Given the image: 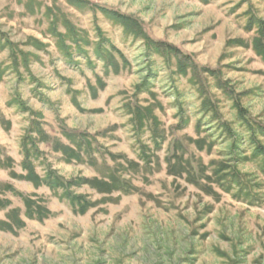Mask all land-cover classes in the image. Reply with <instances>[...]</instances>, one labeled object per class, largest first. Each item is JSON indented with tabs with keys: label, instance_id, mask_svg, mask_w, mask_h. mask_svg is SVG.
<instances>
[{
	"label": "rangeland",
	"instance_id": "374dc122",
	"mask_svg": "<svg viewBox=\"0 0 264 264\" xmlns=\"http://www.w3.org/2000/svg\"><path fill=\"white\" fill-rule=\"evenodd\" d=\"M86 1L76 8L67 0H0V198L9 201L0 221L16 208L25 222L0 229V264H264V153L252 137L264 146V60L253 48L264 0ZM102 8L132 16L152 38L214 73L177 74L174 58L149 55ZM98 29L114 47L119 73L95 55ZM133 106L158 117L157 145L155 126L139 129ZM33 122L46 133H31L38 175L115 174L127 189L74 186L93 204L80 213L62 190L26 179L22 142ZM4 184L46 208L44 218H30L22 197Z\"/></svg>",
	"mask_w": 264,
	"mask_h": 264
},
{
	"label": "trees",
	"instance_id": "16d2710c",
	"mask_svg": "<svg viewBox=\"0 0 264 264\" xmlns=\"http://www.w3.org/2000/svg\"><path fill=\"white\" fill-rule=\"evenodd\" d=\"M67 1L69 4H71L72 6L76 8H81L85 5L90 4L86 0H67ZM102 12L113 22L120 25L123 28L124 33L127 36H132L137 39L138 38L142 39L145 42L147 51L149 50L148 52L149 55L151 56L161 55L163 57L174 58L176 60V65H177V72H176L177 74L183 75L184 77H186L189 75V71L192 70V73H193L192 76L197 78L203 72L211 73V74L214 73V71L209 69L208 67H200L198 64H196V62L193 60L191 55L186 54L185 52L175 47L174 45H171V44H168L162 41H158L152 38L143 29L141 23H139L138 20H136L132 16H129V15H126V14H123V13H120L114 10H108L106 8H102ZM258 21H259L258 22L259 23L258 37H256L253 41V48H254V51L264 60V20H258ZM53 22H54V25H52V27H53L55 37H57V39L62 43L65 41V38H64L65 36L57 30L58 29V26L56 23L57 20ZM69 32H71L74 36V32L71 30V27H69ZM98 33H99L98 35L100 36L99 37L100 41L95 44V55L97 56V58H99L106 64L105 68L107 70L109 71L112 70L115 73H119L121 70V65L119 64V62H117L114 56L110 55V53H112L111 50L114 47L112 46L111 43L109 47V43L105 42L106 39L104 38L102 32L99 29H98ZM73 40L75 41L77 49H83V46L78 43V40L76 38H74ZM61 48L65 49L64 53L66 56L68 57L72 56V51L71 50L68 51L69 47L67 48L66 46L62 45ZM11 51H12L11 54H12V59H13L12 61L14 62V66L16 67V69H18L21 63L20 56L17 54V51L14 48H12ZM24 62H26L25 59H24ZM26 68L30 72L29 64H26ZM146 78L150 79V76ZM0 80H1V73H0ZM147 82L149 83L150 80H148ZM194 83L196 82L194 81ZM141 85H144V84H141ZM140 91L142 90L140 89ZM14 101H17L18 105L20 106V108H22L23 111L25 112L29 111L33 113V110L26 106L25 102L22 101L21 97L15 98ZM75 104L77 105V107L80 108V104L78 103L76 97H75ZM237 104H239L238 108H239L241 118L245 119V113H246L245 109L241 107L239 102H237L236 105ZM203 107L205 110L211 109V103L209 99H207V101L205 100V102L203 103ZM132 108H133L132 109L133 120L135 124L139 127V129L143 126H146L147 122H150L151 124L155 126L154 131L158 130V117L154 115L153 111L149 109V107L147 108V107H142V106H137V107L133 106ZM205 115L207 114L205 113ZM223 127L227 131H230L231 133H233L232 130H230V128H228L227 126L225 127L223 125ZM156 131L153 133V137L155 140V144L157 145L159 136H157ZM33 132L39 133L42 139L46 137V133L43 131L42 125H40L39 122H33L32 132H30L29 134H26L27 136L25 137V140H23L22 142V151L24 153V159H23L22 164H23V168L27 171V174H25V178L33 181L37 185L40 183H45L51 189L62 190V197L66 198L77 212L85 213L93 206V204L91 203L90 200L87 199V197L74 192L72 190L74 186H80V185L87 183V184H90L92 187L97 188L98 191H100L101 193H107V194H111L114 191H120V190L127 189V187H124L123 184L120 182L121 181L120 178L116 176L115 174L108 176V177H104V178L94 177L91 179H87V178L79 177L76 179L66 180L64 177L60 176L56 171L50 169L47 171L44 177H41L40 175L37 174L36 168L33 164V159H32L34 151H39V148L36 146L34 142L35 140L33 136L31 135V133ZM252 133L256 134L255 128H253ZM252 137L254 140L253 144L254 146H256V152L259 155H261L262 153H264V146L259 141L256 140L257 137L255 135L252 134ZM29 142H31L32 145H34L33 148L31 147V144ZM199 146L203 148L202 143H199ZM232 146L236 150H238L240 147V143L234 140L232 143ZM55 148L57 150H62L59 145L57 146L55 145ZM82 149L83 148L81 144H80V147H77V150L74 149V157H76V159L78 160L82 159L83 157L82 152H81ZM63 151L64 153H67V155H69L68 147H64ZM173 155H176V153H174ZM180 157H182V155H180L179 158ZM7 163L11 164L12 158H9ZM221 173H224V172L220 171V174ZM234 174H235V171L231 173L230 177H227V180L229 181L230 179L235 178L233 177ZM4 185L8 189H11V190L13 189L14 191H16L11 185L9 184L8 185L4 184ZM17 194L20 195L22 199L24 200L26 209H27V215L30 218L39 219V220L44 218V213L46 212L45 210L46 208H44L42 205L38 203L33 202L31 198H29L28 196L24 195L21 192H17ZM8 204H9V201L3 200L2 198H0V208L4 209L8 206ZM19 214H20L19 209L14 208L10 210V212L8 213V219L0 221V229L6 230V231H14L17 228H22L25 225V222L20 217Z\"/></svg>",
	"mask_w": 264,
	"mask_h": 264
}]
</instances>
